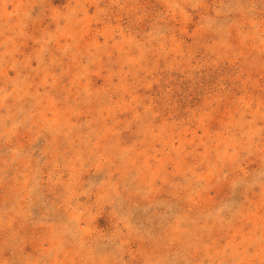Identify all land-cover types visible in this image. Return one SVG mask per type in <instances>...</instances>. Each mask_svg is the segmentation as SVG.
I'll list each match as a JSON object with an SVG mask.
<instances>
[{"label": "rangeland", "instance_id": "1", "mask_svg": "<svg viewBox=\"0 0 264 264\" xmlns=\"http://www.w3.org/2000/svg\"><path fill=\"white\" fill-rule=\"evenodd\" d=\"M0 264H264V0H0Z\"/></svg>", "mask_w": 264, "mask_h": 264}]
</instances>
